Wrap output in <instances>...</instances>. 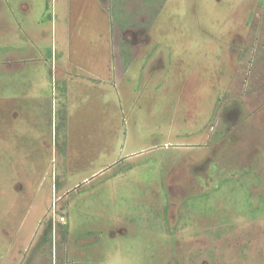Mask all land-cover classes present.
<instances>
[{
    "label": "rangeland",
    "instance_id": "374dc122",
    "mask_svg": "<svg viewBox=\"0 0 264 264\" xmlns=\"http://www.w3.org/2000/svg\"><path fill=\"white\" fill-rule=\"evenodd\" d=\"M0 78V264H264V0H0Z\"/></svg>",
    "mask_w": 264,
    "mask_h": 264
},
{
    "label": "crops",
    "instance_id": "0c3cea01",
    "mask_svg": "<svg viewBox=\"0 0 264 264\" xmlns=\"http://www.w3.org/2000/svg\"><path fill=\"white\" fill-rule=\"evenodd\" d=\"M4 71V70H3ZM58 73H59V71H57ZM6 73L4 72V75H5ZM9 75V74H8ZM1 76H3V74L1 73ZM10 76V75H9ZM13 77V76H12ZM51 77H52V72H51ZM34 79V78H33ZM2 80H1V78H0V82H1ZM34 81V80H33ZM33 81H31L30 79H29V82L28 83H25V84H23V86H27V87H29V86H33V90H36L37 89V85L35 84V82L33 83ZM49 82H50V80H49ZM15 85V84H14ZM35 85H36V87H35ZM18 86H20V85H18ZM51 82H50V84H49V88L48 89H50L51 90ZM12 88H14V86L12 87ZM48 96H46V97H44V98H41V97H39V100H38V98L37 97H34L33 98V104L35 105L34 107H38V109H39V111H37V114L38 113H40V114H46V112H48V109L50 110V108H51V116H53V113H54V111H53V109H54V102H53V97L51 96V94L49 95V94H47ZM1 96V98H0V103H1V105H2V107L4 106L5 108H8L9 110H12L14 113H15V115H17L18 114V111H16V107H18V105H27L26 103H24V99H26V97L27 96H29V94H27V93H22V94H17V93H15L14 92V97L13 98H3V94L2 95H0ZM51 96V97H50ZM17 98H19V99H17ZM12 100V101H11ZM13 100H18L20 103H22V104H20L19 102H14ZM29 102H31V100L29 101ZM35 102H37V103H35ZM45 112V113H44ZM48 114V113H47ZM50 114V113H49ZM50 117V116H49ZM70 118H71V116H69V121H70ZM33 120L34 121H32L33 123H37L38 122V120L34 117L33 118ZM39 123V122H38Z\"/></svg>",
    "mask_w": 264,
    "mask_h": 264
},
{
    "label": "built area",
    "instance_id": "2783aa9c",
    "mask_svg": "<svg viewBox=\"0 0 264 264\" xmlns=\"http://www.w3.org/2000/svg\"><path fill=\"white\" fill-rule=\"evenodd\" d=\"M61 220H65V217H64V216H62V217H61Z\"/></svg>",
    "mask_w": 264,
    "mask_h": 264
},
{
    "label": "trees",
    "instance_id": "16d2710c",
    "mask_svg": "<svg viewBox=\"0 0 264 264\" xmlns=\"http://www.w3.org/2000/svg\"><path fill=\"white\" fill-rule=\"evenodd\" d=\"M49 228H51V224H50V227Z\"/></svg>",
    "mask_w": 264,
    "mask_h": 264
}]
</instances>
